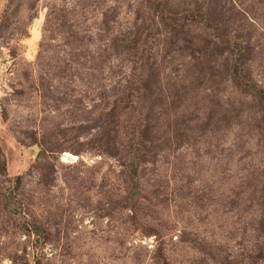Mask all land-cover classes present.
<instances>
[{
    "label": "rangeland",
    "instance_id": "1",
    "mask_svg": "<svg viewBox=\"0 0 264 264\" xmlns=\"http://www.w3.org/2000/svg\"><path fill=\"white\" fill-rule=\"evenodd\" d=\"M216 28L264 90V0H0V264H264V113Z\"/></svg>",
    "mask_w": 264,
    "mask_h": 264
},
{
    "label": "trees",
    "instance_id": "2",
    "mask_svg": "<svg viewBox=\"0 0 264 264\" xmlns=\"http://www.w3.org/2000/svg\"><path fill=\"white\" fill-rule=\"evenodd\" d=\"M218 37V44L220 45H228L233 53L234 59L231 69L232 79L235 83L241 85L244 92L250 93L255 96L260 104L261 110L264 113V90L263 88L255 82L249 74L242 70V62H244V58L246 55V49H248V42H244L239 40L237 36H229L220 31L219 28H216ZM121 106L117 107V114L120 116ZM117 116V117H119ZM141 141L136 139L133 136L126 137V141L124 144V157L126 172L129 177V187L128 194L125 198V204L130 208H137L138 202V194H139V181H138V165L141 162V158H143V151L141 149ZM17 185L20 184V179L17 178Z\"/></svg>",
    "mask_w": 264,
    "mask_h": 264
}]
</instances>
